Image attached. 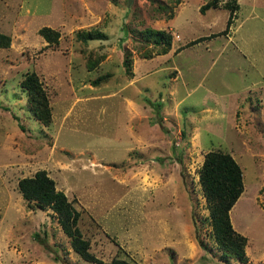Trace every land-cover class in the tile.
<instances>
[{
  "label": "rangeland",
  "instance_id": "1",
  "mask_svg": "<svg viewBox=\"0 0 264 264\" xmlns=\"http://www.w3.org/2000/svg\"><path fill=\"white\" fill-rule=\"evenodd\" d=\"M206 1L0 0V264H264V0H236L227 27L226 0L200 12ZM93 27L101 37L75 36ZM146 27L170 33L165 52L142 57ZM29 72L47 122L30 110ZM208 150L241 170L228 218L242 258L211 233L198 180ZM37 169L78 211L100 261L72 248L50 207L22 197L17 180Z\"/></svg>",
  "mask_w": 264,
  "mask_h": 264
},
{
  "label": "trees",
  "instance_id": "2",
  "mask_svg": "<svg viewBox=\"0 0 264 264\" xmlns=\"http://www.w3.org/2000/svg\"><path fill=\"white\" fill-rule=\"evenodd\" d=\"M175 2L179 0H174ZM218 0H208L199 6L203 12L209 6H217ZM225 7L228 9L226 17V27L233 18L237 8L236 0H226ZM226 27L223 29L225 31ZM40 32L47 36L55 33L49 28L43 27ZM102 32L96 28L78 29L75 36L81 41L90 38L101 37ZM144 45L148 43V48L142 52V57L149 58L153 55L165 52L170 45V33L162 28L146 27L142 31ZM9 42L8 35L0 32V46H6ZM128 53L124 54L122 65L125 66L127 75L129 73ZM89 58V57H88ZM97 58L87 59L88 68L92 67ZM129 73V74H128ZM105 78V74L98 75L92 80ZM21 84L26 88L27 101L30 103L32 114L42 122H47L49 111L46 105V98L41 88L40 81L33 72L26 73L21 80ZM159 101L155 103L156 108ZM198 180L202 193L207 201L208 219L211 225V233L219 247L224 252L242 258L244 256L243 245L245 237L233 230L228 218V209L235 201L242 189L241 170L234 158L225 151L208 150L203 155V160L198 168ZM17 189L26 200H33L37 205L50 207L56 215L57 221L62 231L69 236L72 248L86 260L100 261L88 250V244L83 239L76 226L78 211L73 208L60 189L54 187L53 179L47 175L43 169H37L32 175L22 176L17 180ZM208 261L204 256H200L198 263ZM104 264H139L136 261H125L119 258H111Z\"/></svg>",
  "mask_w": 264,
  "mask_h": 264
}]
</instances>
